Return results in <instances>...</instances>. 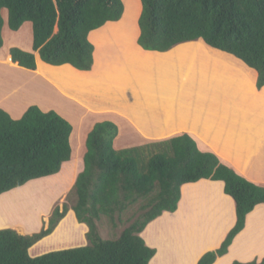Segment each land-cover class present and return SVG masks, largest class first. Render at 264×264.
<instances>
[{
    "label": "trees",
    "instance_id": "1",
    "mask_svg": "<svg viewBox=\"0 0 264 264\" xmlns=\"http://www.w3.org/2000/svg\"><path fill=\"white\" fill-rule=\"evenodd\" d=\"M141 5L137 43L143 50L163 53L201 42L232 64L239 61L254 70L257 89L264 87V0H141ZM3 10L11 31L17 32L26 22L32 27V52L12 47L11 62L34 71L33 52H37L46 64L90 71L94 52L90 32L119 21L124 4L122 0H0V51ZM72 131L71 123L55 111L30 106L20 119H13L0 109V195L58 174L73 156ZM118 132L110 121L94 125L85 139L83 170L67 197L74 195L75 202L56 207L46 228L32 235L0 230V264H149L155 250L141 233L164 212L177 210L182 185L202 179L222 181L236 210V223L221 246L197 263L213 264L228 252L246 216L264 204V187L222 164L214 153L201 151L188 134L117 150ZM134 207L137 211L127 215ZM70 210L87 226V244L31 257L29 249L51 235ZM102 217L113 226L125 225L116 238L100 236ZM232 264H264V260Z\"/></svg>",
    "mask_w": 264,
    "mask_h": 264
},
{
    "label": "crops",
    "instance_id": "2",
    "mask_svg": "<svg viewBox=\"0 0 264 264\" xmlns=\"http://www.w3.org/2000/svg\"><path fill=\"white\" fill-rule=\"evenodd\" d=\"M122 1V18L89 34L94 47L90 71H79L68 64L52 66L33 52L36 70L30 72L34 83L70 106L71 112L62 115L59 112L63 111L55 110L58 114L67 121L71 117L78 120V129L72 125V150L76 137L79 148L94 125L110 117L119 130L114 147L120 139L119 121L141 145L188 134L201 151L214 153L222 164L264 187V87L257 89L255 71L239 62L232 64L197 41L163 53L143 50L137 43L140 30L134 36L130 23L123 19L126 3L134 0ZM117 24L120 28L114 31L112 26ZM8 46L32 52L16 37ZM10 48L3 54L0 51V64L21 68L11 62ZM18 88L9 89L4 100L12 97L23 102V93ZM217 138L225 142H218ZM129 144L122 141L121 149L135 147ZM73 158L74 151L72 159L62 165L58 174L30 181L22 187L32 183L33 190L40 189L44 181L55 177L63 178L62 184L58 183L62 188L74 183L83 170V159L76 157L73 161ZM16 189L0 195V230L14 229L17 234L32 235L48 222L45 218L50 210L46 217L28 216L26 211L33 203L30 201L33 195L11 198ZM22 201H26L25 207ZM68 218L69 229L77 230L65 239L62 234L64 227V235L67 233ZM235 223V203L225 194L224 183L202 179L182 185L177 210L164 212L146 226L140 237L155 250L149 264H197L204 254L221 246ZM87 231V226L80 224L70 210L51 235L29 249V254L37 257L54 250L85 246ZM56 237L71 243L57 245ZM232 240L228 252L213 264L264 260V204L257 205L246 216L244 228Z\"/></svg>",
    "mask_w": 264,
    "mask_h": 264
},
{
    "label": "rangeland",
    "instance_id": "3",
    "mask_svg": "<svg viewBox=\"0 0 264 264\" xmlns=\"http://www.w3.org/2000/svg\"><path fill=\"white\" fill-rule=\"evenodd\" d=\"M141 11H142L141 0H139V2L138 0H134V1H130L126 3V9H125V14L123 16V19L124 21L130 23L129 28H131L132 31L134 30L135 32L134 36H136V34L139 33V18L141 15ZM2 17L4 19V26H3V31H2L4 48L1 50V54L6 53L7 49L10 48V46H8L9 42H11L13 38L15 37L17 38V40L20 39L24 43V45H26V49H29V50L32 49L31 48V44H32L31 23L26 22L23 24L20 30H18V32H13L7 26L6 10L2 11ZM122 20L119 23H121ZM118 24L112 26L114 31H117L118 28H120V25ZM123 30H126V28H123ZM224 55L227 57H230L231 59H235L231 55H228L225 53ZM244 67L247 68L246 66ZM250 70L252 71V69ZM0 72H1L0 73V109H3L7 111L8 113H10V115L14 119H20L30 106H38L39 108L42 107L43 110L40 108L42 111H47L48 109L49 111H55V110L63 111V112H59L62 115H66L67 112H71L69 105H66L59 98L52 97L51 94H46L41 86H38L37 84L34 83L35 81L33 80V76L31 75L32 73L30 72V70L28 71L27 69H24V68H13L8 65L0 64ZM15 86L20 87V89L19 88L18 89H19V93H23L22 94L24 97L23 102H21L20 100L14 101L12 97L4 100V96H5L4 94L8 93L9 89ZM28 99H31L32 102H30ZM14 103H16L17 105H14ZM43 104L45 106L48 105L47 108L42 106ZM75 115L77 116V113H75ZM106 119H108L107 121H110L113 118L109 117ZM68 121L71 123V125H74L75 128L78 129V120L76 118L74 117L68 118ZM119 124H121L119 128L120 129V139L116 142L115 149L121 150L122 141L124 142L127 141V143H130L129 145H135V146L141 145V142H139L137 139L131 138V131L127 130L126 125H123V123L120 121H119ZM85 128L87 129V127L86 126L84 127V130H83L84 134L87 133V130ZM218 135L219 137H221L223 134L220 133ZM74 137H76V135ZM85 139L86 137H84L83 141H81L79 148L77 147V137L75 141L73 142V145H74L73 151H74L75 160H76V157L78 159L80 158V160L83 159V155L85 152ZM218 140H219L218 142H221V143L225 142L222 139H218ZM75 160L73 158V161ZM46 181H44L43 188L37 189L33 192V194H31V196L33 195V199L26 198V199H30V201L33 202L29 206V209L26 211L29 214L28 216H31L32 214L35 216L37 215L45 216L46 213L50 210L47 219L45 218V220H49V217L51 216V214L53 213L56 207H59L60 209H62L63 205L66 203L69 207H71L72 203L75 202L74 195H72L73 197L70 196L67 199L69 192H71L72 187L74 186L75 182L74 183L69 182L67 186L62 188L61 186H59L63 182L62 177H59V178L55 177V178L50 179L49 182H46ZM28 186L29 188L33 189L34 185L30 184ZM26 201H22L23 207H25L24 204L26 203ZM135 211H137V207H134L133 209H131L127 215H129L132 212L134 213ZM69 222H70V218H68V222L66 223V226H68L67 233L65 234L66 236L64 235V233L66 232L65 227L63 228L64 233L62 234L63 235L62 237L65 239L67 236L68 238H70L71 234L77 230L74 228L69 229V225H68ZM47 226H48V222L45 221V225L43 228H46ZM124 226L125 225H122V224H119L118 226H113V224L106 217H102L98 225L100 236H102V238L105 240L116 238V235L119 234V232L124 228ZM64 242L67 243L65 246L70 245L71 243L70 240H63L61 238L58 239L56 237L57 245H60L61 243H64ZM56 244L54 243L55 246ZM40 248L46 249V246H41ZM54 251H58V250H54Z\"/></svg>",
    "mask_w": 264,
    "mask_h": 264
},
{
    "label": "bare ground",
    "instance_id": "4",
    "mask_svg": "<svg viewBox=\"0 0 264 264\" xmlns=\"http://www.w3.org/2000/svg\"><path fill=\"white\" fill-rule=\"evenodd\" d=\"M14 68H16V67H14ZM30 184L33 185L32 183H30ZM35 190H37V189H35ZM35 190L29 188V186H27L26 188L25 187L24 188L22 187L21 189H16L15 191H13L10 194V197L11 198H21L22 196L24 197V196L29 195V194L31 195V193H33Z\"/></svg>",
    "mask_w": 264,
    "mask_h": 264
}]
</instances>
